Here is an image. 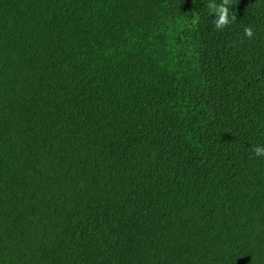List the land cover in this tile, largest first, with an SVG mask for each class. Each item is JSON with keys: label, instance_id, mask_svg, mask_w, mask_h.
I'll use <instances>...</instances> for the list:
<instances>
[{"label": "trees", "instance_id": "16d2710c", "mask_svg": "<svg viewBox=\"0 0 264 264\" xmlns=\"http://www.w3.org/2000/svg\"><path fill=\"white\" fill-rule=\"evenodd\" d=\"M207 3L0 0V264H264V0Z\"/></svg>", "mask_w": 264, "mask_h": 264}, {"label": "clouds", "instance_id": "9594fccd", "mask_svg": "<svg viewBox=\"0 0 264 264\" xmlns=\"http://www.w3.org/2000/svg\"><path fill=\"white\" fill-rule=\"evenodd\" d=\"M209 13L216 17L212 23L217 30L226 29L233 21L236 20V15L234 12H230L232 8V0H221L220 3L214 2V0H209V3L206 5ZM244 36L248 39L254 37V29L251 26L244 28ZM256 157H264V146H255L252 149Z\"/></svg>", "mask_w": 264, "mask_h": 264}]
</instances>
